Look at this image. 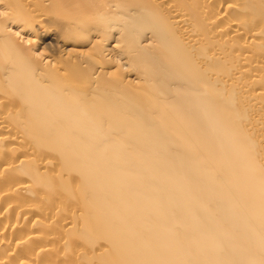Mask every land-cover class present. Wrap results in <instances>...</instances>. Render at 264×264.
Here are the masks:
<instances>
[{
    "label": "bare ground",
    "instance_id": "1",
    "mask_svg": "<svg viewBox=\"0 0 264 264\" xmlns=\"http://www.w3.org/2000/svg\"><path fill=\"white\" fill-rule=\"evenodd\" d=\"M0 264H264V0H0Z\"/></svg>",
    "mask_w": 264,
    "mask_h": 264
}]
</instances>
